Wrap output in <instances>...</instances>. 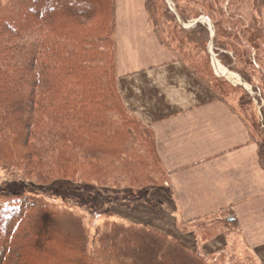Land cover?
Returning <instances> with one entry per match:
<instances>
[{
    "label": "trees",
    "instance_id": "trees-1",
    "mask_svg": "<svg viewBox=\"0 0 264 264\" xmlns=\"http://www.w3.org/2000/svg\"><path fill=\"white\" fill-rule=\"evenodd\" d=\"M151 1L144 0L149 23ZM115 10V0H0V166L36 188L0 201V264H208L132 222L105 219L90 235L65 201L81 192L96 198L83 210L102 214L147 202L142 193L168 178L153 138L117 89ZM190 29L195 38L208 33L200 22ZM216 33L219 58L253 84ZM261 111L250 132L264 168ZM47 187L60 189L68 206L50 204Z\"/></svg>",
    "mask_w": 264,
    "mask_h": 264
},
{
    "label": "rangeland",
    "instance_id": "rangeland-1",
    "mask_svg": "<svg viewBox=\"0 0 264 264\" xmlns=\"http://www.w3.org/2000/svg\"><path fill=\"white\" fill-rule=\"evenodd\" d=\"M149 4V32L164 48L160 49L153 41L141 39L144 43L139 45L137 51L147 58L159 52L154 57L161 56L165 60L175 58L189 70L182 65L164 67L152 75H135L125 81L123 92L130 109L136 115L131 110H127L128 113L146 128L147 134L154 140L153 126L163 124L162 119H166L168 115L174 116L173 114L188 110L192 105L199 106L219 99L226 101L231 109L243 115L246 128L249 132L253 131V124L257 125L262 120L261 108L264 112V0H152ZM115 7L116 62L120 69L131 68L132 60L123 52V38L129 34L133 25L138 28L137 21L132 18L137 13L141 14V0H115ZM178 11L188 21L183 22ZM198 17L208 19L200 21L208 31L203 38L193 37L190 29V24ZM215 33L217 39L227 41L233 48L222 50H226L224 52L232 57V64L249 76L253 84L242 80L236 70L219 58L221 49L214 43ZM139 34L140 38H149L150 35H143V32ZM234 50L238 53L239 61ZM210 53L229 75H220L222 73L212 65ZM126 58V63L119 64L120 59ZM115 73L117 82V72ZM240 80L246 88L240 84ZM253 85L261 92H256ZM244 89L248 92L247 96ZM137 115L142 116L146 122H142ZM245 126H235L231 137L235 139V145L245 152L256 151ZM35 190L36 188L22 180L18 170L0 166V201L21 198L24 194L35 195ZM43 191L47 192L45 197H49L50 204L68 206L61 197L60 189L47 187ZM142 196L147 202L130 206L113 205L109 212L97 215L83 210L85 206L91 208L96 198H85L81 192L69 191L65 201L73 204L72 210L83 216L90 235L94 233L96 225L102 224L105 219L132 222L174 238L188 250L202 255L208 264H264V221L254 224V232L250 226L241 235L239 227L226 224L220 219V215L207 216L194 222L177 217L176 211L173 214L170 189L161 182L150 187ZM103 201H107V198ZM195 229L196 235L188 233ZM222 231L225 235L219 234ZM251 233L258 234L254 238ZM249 237H252L251 241Z\"/></svg>",
    "mask_w": 264,
    "mask_h": 264
},
{
    "label": "crops",
    "instance_id": "crops-1",
    "mask_svg": "<svg viewBox=\"0 0 264 264\" xmlns=\"http://www.w3.org/2000/svg\"><path fill=\"white\" fill-rule=\"evenodd\" d=\"M140 13L132 18L137 21L138 28L133 25L129 34L123 38V52L132 60L131 68L120 69L116 62V85L127 110L131 109L123 92V83L128 79L135 75H152L164 67L182 65L189 70L175 58L165 60L161 56L154 57L159 52L148 58L139 54L138 47L144 43L141 39L153 41L160 49L164 48L149 32L144 0H141ZM142 32L143 35L149 33V38H140L139 33ZM116 44L115 38L117 54ZM127 58L120 59L119 64L126 63ZM138 59L146 61L139 63ZM173 115L162 119L163 124L153 126L155 149L168 173L164 186L171 192L173 214L176 211L177 217L192 222L220 215L226 224L239 227L241 235L250 226L254 232V224L264 221V168L258 160V144L246 128L243 115L219 99L199 106L192 105L188 110ZM138 117L142 122L145 121L142 116ZM239 124L245 126L256 151L245 152L235 145L231 135L234 127ZM229 216H233V220L229 221ZM188 233L196 235L197 230ZM219 234L225 235L223 231ZM255 234H252L254 238Z\"/></svg>",
    "mask_w": 264,
    "mask_h": 264
},
{
    "label": "water",
    "instance_id": "water-1",
    "mask_svg": "<svg viewBox=\"0 0 264 264\" xmlns=\"http://www.w3.org/2000/svg\"><path fill=\"white\" fill-rule=\"evenodd\" d=\"M201 20H208L206 17H198L194 22H192V24H190V26H193L195 23H197V22H200ZM210 27H211V25H210ZM212 28V27H211ZM212 37L213 36H211V39H210V42L212 41ZM210 55H211V62H212V65L215 67V65H216V60L215 59H213V55L210 53ZM216 68V67H215ZM220 75H222L223 76V74H220ZM240 84L244 87V88H246L245 87V85L243 84V82L240 80ZM229 221H231V220H233V216H229L228 218H227Z\"/></svg>",
    "mask_w": 264,
    "mask_h": 264
},
{
    "label": "bare ground",
    "instance_id": "bare-ground-1",
    "mask_svg": "<svg viewBox=\"0 0 264 264\" xmlns=\"http://www.w3.org/2000/svg\"><path fill=\"white\" fill-rule=\"evenodd\" d=\"M216 69L221 72L222 74H225V75H229V73L226 71V69H224L221 65H219L217 62H216V65H215Z\"/></svg>",
    "mask_w": 264,
    "mask_h": 264
}]
</instances>
